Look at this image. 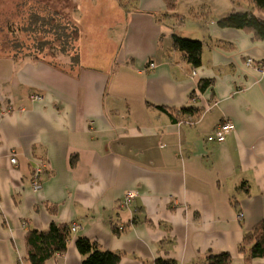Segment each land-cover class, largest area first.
Returning <instances> with one entry per match:
<instances>
[{"label":"crops","instance_id":"crops-1","mask_svg":"<svg viewBox=\"0 0 264 264\" xmlns=\"http://www.w3.org/2000/svg\"><path fill=\"white\" fill-rule=\"evenodd\" d=\"M63 6L52 10L78 28L77 65L0 58V112L11 108L0 114V264H25L27 233L52 224L78 228L47 264H81L78 237L119 254L118 264H204L223 252L229 264H264L240 251L264 221V39L217 25L249 7L230 0H175L171 10L163 0ZM172 34L202 42L198 67L172 47ZM184 107L197 115H180ZM228 122L234 130L223 143L206 142Z\"/></svg>","mask_w":264,"mask_h":264},{"label":"trees","instance_id":"trees-1","mask_svg":"<svg viewBox=\"0 0 264 264\" xmlns=\"http://www.w3.org/2000/svg\"><path fill=\"white\" fill-rule=\"evenodd\" d=\"M163 1L168 9L171 10L174 8L175 0ZM230 1L234 4L244 3L249 8L248 10L231 12L229 15L219 19L217 25L220 28L242 29L253 33L256 39L263 40L264 20L258 18L256 14H264V0ZM28 14V26L27 28L23 26L22 30L24 34L30 35L35 31L33 25L39 24L41 32L46 34L45 36L53 35V37H50V39L45 37L42 42L33 40L28 45L25 44L26 39L19 41L20 37H14L10 41L8 39L2 40L0 42V58H10L13 61L26 58L43 60L51 65H58L59 67L66 65L72 67L77 65L79 61L78 28L76 26H70L68 23L66 25L65 19L56 13V11H49L45 5L37 0H34L32 5L29 6ZM171 36L172 47L180 52L182 57L192 67H198L201 63L202 42L181 38L175 34ZM54 41H57L60 46L57 47ZM69 42L73 44L72 49L74 55L72 59L66 62L63 57H69V49H67ZM167 113L170 117L176 118L171 113ZM179 114L182 116H195L197 115V109L184 107L179 110ZM74 165L75 162L72 159L71 166L73 167ZM70 239L71 226L67 224H52L47 232L31 231L26 235L28 250L23 261L25 264H47L49 260L62 255L66 251ZM75 245L82 258L81 264H118L120 261L119 254L102 250L97 242L87 238L78 237ZM244 247H247L249 259L264 258V221L260 222L252 231L244 236L243 243L240 245V251ZM231 258L228 252L209 255L205 258L204 264H229ZM153 264H176V262L172 259L158 258Z\"/></svg>","mask_w":264,"mask_h":264},{"label":"rangeland","instance_id":"rangeland-1","mask_svg":"<svg viewBox=\"0 0 264 264\" xmlns=\"http://www.w3.org/2000/svg\"><path fill=\"white\" fill-rule=\"evenodd\" d=\"M33 1L34 0H0V42H2V40H6V39H8L10 41L14 37H20L19 41L26 39L25 44L28 45L33 40L42 42L45 39V37H47L48 39H50V37H53V35L45 36L46 34L41 32V27L39 26V24L33 25L35 31L33 30L34 32L32 31L33 33H31L30 35H26L22 32L23 26H25V28H27V26H28L29 6L32 5ZM37 1H39L43 5H45L46 8L49 9V11H50V10H52V8L53 9L54 8L63 9L65 7V6H63V4H65V2H66L69 5L70 0H63V1H61V0H37ZM52 11H54V10H52ZM56 13H58V12H56ZM60 16L63 19H65L66 25L69 24L70 26H75V24L71 20H69L68 18H66L62 15H60ZM83 22H85V21H83ZM82 26H84L85 28H91L90 25H79L81 30H83ZM67 27L69 28V26H67ZM90 33H91V30H86L84 32V35L87 36ZM36 35H37V37H35ZM28 36H30V37H28ZM54 42H55L57 47L60 46L57 41H54ZM72 45L73 44H71V42H69V44H68L69 47L67 48V49H69L68 50V56L69 57H63L66 62H68L70 59H72V57L74 55ZM102 56H100V58H99L100 61L101 62L106 61L102 58ZM108 58H110V57L108 56Z\"/></svg>","mask_w":264,"mask_h":264},{"label":"built area","instance_id":"built-area-1","mask_svg":"<svg viewBox=\"0 0 264 264\" xmlns=\"http://www.w3.org/2000/svg\"><path fill=\"white\" fill-rule=\"evenodd\" d=\"M247 65L250 66L252 65V60L248 59L247 61ZM149 69H153L154 68V64L150 63L148 65ZM34 100H39V97L34 96L33 97ZM11 112V108H7L6 110H2L0 112L1 115H6L8 113ZM234 130V126L232 124L228 123H223L218 125V127H216V129L214 131H212V133H210L209 135H207V137L205 138L207 143H223L226 136ZM10 163L12 165H15L17 163V159H16V155L12 154L11 158H10ZM44 173V166L43 164H38L35 169L32 172L31 175V188L34 192L40 191L41 189V176ZM134 198V194L133 193H127L125 195L123 204L124 206L129 205L130 201ZM77 225L72 224L71 225V232H74L77 229Z\"/></svg>","mask_w":264,"mask_h":264}]
</instances>
